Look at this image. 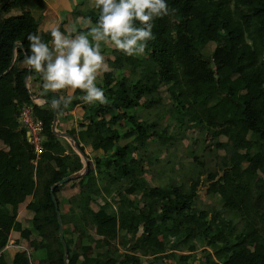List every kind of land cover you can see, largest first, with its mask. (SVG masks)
Here are the masks:
<instances>
[{
    "label": "trees",
    "instance_id": "trees-1",
    "mask_svg": "<svg viewBox=\"0 0 264 264\" xmlns=\"http://www.w3.org/2000/svg\"><path fill=\"white\" fill-rule=\"evenodd\" d=\"M166 2L170 14L153 21L155 39L148 42L145 55L126 56L101 42L110 70L98 74L96 84L108 104H87L77 89L68 107L56 110L61 117L81 105L79 149L89 146L101 152L93 158L94 171L106 179L101 191L68 201L85 208L70 209L71 226H66L58 196L65 184L53 189L63 226L61 241L51 187L81 170L82 164L69 144L53 135L51 107L34 104L27 86L29 77L42 83L34 70L28 75L25 60L31 54L29 33L49 43L50 32L38 30L45 3L0 0V142L9 149V154L0 152V264H264V0ZM13 10L20 14L10 15ZM99 11L95 0H78L62 16L60 31L67 34L66 26L83 18L74 25L77 32H87L84 20L91 19L95 26ZM18 43L23 48H14ZM153 51L160 52L168 66L151 81ZM192 58L202 64L201 72L190 68ZM163 85L171 104L161 96L146 99ZM41 93L37 97L44 100L65 96ZM24 104L32 106L42 122L43 153L38 158L18 121ZM156 107L161 109L150 113ZM164 118L165 125L160 123ZM192 129L226 140L199 156L194 147L199 139L193 138L188 155L197 162L181 181L171 176L163 187L148 182V171L160 160L157 154H167L176 141L188 139L186 130ZM150 145L159 146L155 153L148 150ZM35 160L33 174L30 163ZM92 173L89 166L80 184ZM121 178L126 184L118 187ZM204 183L210 200L201 205L199 187ZM111 192L118 200L116 210L105 208L104 194ZM29 196L26 210L32 215L25 225L16 218ZM225 211L232 214L230 220L223 217ZM10 234L14 246L29 250L19 249L9 257L4 248Z\"/></svg>",
    "mask_w": 264,
    "mask_h": 264
},
{
    "label": "clouds",
    "instance_id": "clouds-1",
    "mask_svg": "<svg viewBox=\"0 0 264 264\" xmlns=\"http://www.w3.org/2000/svg\"><path fill=\"white\" fill-rule=\"evenodd\" d=\"M95 7L100 10L99 17L95 26L91 19L84 20L87 32H77L73 26L65 34L59 23L52 25L51 47L41 35L28 34L31 54L25 63L40 74L41 95L79 89L84 93L80 97L83 102L108 104L104 90L96 84L98 74L110 70L101 52V42L126 56H143L148 42L155 39L153 21L171 11L166 0H95ZM28 79L31 81V77ZM72 99L71 95L59 96L51 100V108L59 110L61 105L67 108Z\"/></svg>",
    "mask_w": 264,
    "mask_h": 264
},
{
    "label": "crops",
    "instance_id": "crops-1",
    "mask_svg": "<svg viewBox=\"0 0 264 264\" xmlns=\"http://www.w3.org/2000/svg\"><path fill=\"white\" fill-rule=\"evenodd\" d=\"M77 1L78 0H44L45 9L43 11L41 24H40L39 29H38L39 33L45 34V33L49 32V28L52 25L59 23L63 15L67 16V12H71L73 7L76 5ZM85 6H88V5L84 3L83 7H85ZM89 6H91V5H89ZM14 11L15 10L10 12V15H14V14H11V13H14ZM74 24L80 25L81 24L80 20L77 19L76 21H73V23L71 25H74ZM71 25L66 26L67 32L69 29H71L70 27H73ZM83 25L85 27H87L85 25V23H83ZM74 27L77 29L76 25H74ZM51 40H52V38L49 37L50 47H51ZM27 86H28V88L32 94V100H33L34 104H36L38 106L46 105V104H43L40 100L35 99L37 97V94L43 91L42 88L41 89L39 88L40 84L31 78V81L28 80ZM61 92L65 96L71 95L73 97V92L71 90L66 89V90H62ZM156 93H157V91H156ZM158 93L160 94V92H158ZM150 95H152V96L149 98H148V96H146V99L150 100V99H157L160 97L159 96V97L154 98L153 95H155V93L150 94ZM168 104H171V103L168 101ZM83 115H84V110L82 109L81 105H76L74 108L67 111L61 117H57L56 125H55V134H53L57 138L65 140L69 144V146L73 149V151L79 156L80 163L82 164V168H81V170H79L75 173H78V172H81L84 170V160H83L81 154H79L78 151L75 150L74 145H73V144L78 145V143L80 145L78 138H79V133H81L82 131L79 130V128H78V122L82 119ZM246 129H248V128L246 127ZM25 134L27 136V132H25ZM63 134H67L71 138L63 136ZM207 134L211 135L209 133H207ZM212 136H214V135H212ZM194 139L197 140V138H194ZM184 140H187V139H184ZM188 140L191 141V144L190 145L188 144V146L186 148L192 146V140L193 139L188 138ZM215 141H216V143H218V142H224L225 140L223 141V140H221V137H216ZM61 143L64 144V141H61ZM216 143H215V145H216ZM202 144H201V146H202ZM215 145L213 147H215ZM203 146L207 147L208 144H205V145L203 144ZM209 149H210V147L208 146V150ZM213 150H214V148H212V150H209V151L213 152ZM8 151H9V149L5 148L3 146V144L0 142V152H5V153L9 154ZM82 153L85 156V158L87 159L88 168L90 166V169L93 170V173L87 178V180L83 184H80L81 182H79V179L83 176L82 175L81 177H79L75 180H72L69 183H67L61 187V189L58 193V196H59L60 200L62 201L61 202L62 203L61 209L63 211V214H65L66 218H67L66 226L67 225L71 226V224H72V221L69 220L71 218V215H68V212L70 211V209H74L77 212H79V210L85 209V208H82L83 205L81 203L74 204V202H68V201L73 199V198L74 199L79 198L81 196V194L89 195L92 192L101 191L103 189V187L105 186V183H106V179L94 171L93 158L96 157L97 155H100L101 152L95 153L94 151H92L91 147L85 146V147H83ZM204 154L205 153L199 154V156H203ZM208 154H209V152H208ZM219 155H222V154H219ZM185 157H187V159L192 158L190 155H188V151L185 154ZM192 159H194V158H192ZM36 160H37V158H36ZM36 160L31 161V163H30V171L33 174L35 172ZM55 165L58 168V167H60L61 162L57 159L55 161ZM75 173H72V174H75ZM125 184H126V179L121 178L120 181L118 182L117 186L122 187ZM104 196L106 198V203L108 204L105 206V208L107 207V209H109V210H116V208H117L116 206L118 205V200L116 199V197H114V192H111L110 194H104ZM124 199H125V197H124ZM31 200H32L31 196L27 197L25 199V201L19 207V211H18V215H17L16 220L22 222L23 224L25 223L24 221L26 219H30V217L32 215L30 212H28L26 210V206ZM103 200H104L103 198L99 199L98 204H102ZM199 204L206 205L205 203H200V202H199ZM90 206H92V208H93L95 206V204L90 203L89 207ZM87 210L88 209H86V211ZM227 215H229V216H227ZM223 217L226 220H230L232 218V214L228 211L227 212L225 211V212H223ZM25 225H26V223H25ZM93 238L96 241L101 240V237H98L95 235H93ZM68 240L72 242V241H74V237L69 236ZM13 241H14V239L12 237V234H10L7 245H12V246L6 248V246H7L6 245L4 248V250H7L6 252L8 253L9 257L12 258L13 255L15 253H17L19 249L20 250H27V251L29 250L25 245L24 246H14ZM199 256H200V251L196 252V257H199ZM32 264H38V261H33ZM144 264H146V263H144Z\"/></svg>",
    "mask_w": 264,
    "mask_h": 264
},
{
    "label": "rangeland",
    "instance_id": "rangeland-1",
    "mask_svg": "<svg viewBox=\"0 0 264 264\" xmlns=\"http://www.w3.org/2000/svg\"><path fill=\"white\" fill-rule=\"evenodd\" d=\"M14 15H19L20 14V10H15L14 13H11ZM178 27H180L179 24H176ZM180 39V43H182V38L179 37ZM149 62H151L152 64V70L150 72V77L152 79V81L157 80L161 74L163 73V71L167 68L168 63L164 61L163 57L161 56L160 52L158 51H153L149 54ZM191 66L190 68H193L195 70H197V72H201L203 67L202 64L200 63V61L196 58H192L191 59ZM148 61L145 60L144 61V65H147ZM160 92V94L158 93V91ZM157 90H154L152 92L157 91V93L155 92L154 98L161 96L162 98H164V103L167 104L168 101L171 103L170 98L168 97L167 93L165 92V88L164 85L161 86V88H157ZM151 94V93H150ZM148 95V98L151 97L152 95ZM154 94V93H152ZM159 108L156 107V109H152L150 111V113L156 112V110H158ZM161 109V108H160ZM159 109V110H160ZM150 118L153 119L152 115H150ZM168 118H164L162 121H160V123H162L163 125L167 124ZM174 123L171 124L170 127H173ZM207 131H203L200 132L199 134L195 131V129L192 130H186V136L189 138L191 137L193 138H197L199 139V143L196 144L195 147V151L196 153L202 154V153H206L208 154V152H210L209 150H212V148H214L213 146L215 145L216 141L215 138L216 136H212V135H208L206 133ZM221 140H226L224 137L221 138ZM208 144V146L210 147V149L208 150V146L205 147L204 150V146L203 144ZM188 144H191L190 140H183V141H176L174 143V145L172 146V148L168 151L167 154L163 155H159L157 154L158 158L160 159L157 163H155L152 168H150V170L148 171L149 174L145 177L148 182L154 180V183H156L155 186H159V187H163L166 186L170 183V181L172 180L171 176L174 177V181L179 182L181 181V176L187 175L188 172L190 170H192L194 164H196L197 160L194 158H188L185 157V154L187 153V151L190 149V147L186 148L188 146ZM202 144V146H201ZM247 145V144H246ZM159 146H155V145H150V147H148V150L151 152H154L158 149ZM203 148V149H202ZM224 151L220 150L218 152V154H223ZM206 159H211V157L209 155H207L205 157ZM259 156L255 157V161H258ZM173 165V167H172ZM214 164H212L211 166H213ZM171 168L173 170H171ZM152 178V179H151ZM193 182L192 180H188L187 181V186L189 184H191ZM199 195L200 198L198 199L200 203H205L207 204L208 200H210L208 197H206V192H207V184H202L199 187ZM229 216V215H227ZM14 239V238H13Z\"/></svg>",
    "mask_w": 264,
    "mask_h": 264
},
{
    "label": "built area",
    "instance_id": "built-area-1",
    "mask_svg": "<svg viewBox=\"0 0 264 264\" xmlns=\"http://www.w3.org/2000/svg\"><path fill=\"white\" fill-rule=\"evenodd\" d=\"M18 121L20 125L27 132V140L33 148L34 154L37 156L43 153V126L42 122L33 114L32 106L24 104L18 114ZM12 245H7L6 248Z\"/></svg>",
    "mask_w": 264,
    "mask_h": 264
},
{
    "label": "water",
    "instance_id": "water-1",
    "mask_svg": "<svg viewBox=\"0 0 264 264\" xmlns=\"http://www.w3.org/2000/svg\"><path fill=\"white\" fill-rule=\"evenodd\" d=\"M14 48H23V46H22V44L18 43V44L14 45ZM30 73H31V69L28 68V75H30ZM35 99L40 100L43 104L49 105L51 107V104H50L51 100H48V99L44 100V99H41V98H38V97H36ZM51 110H52V114H53V122H52L51 130H52V133L55 134V125H56L57 115H56V110H53L52 108H51ZM63 136L71 138L67 134H63ZM73 145H74L75 150L78 151L79 154H81V156H82V158L84 160V170L81 171V172H78V173H75V174H72V175H69V176L63 178L62 180H60L59 182H57L56 184H54L51 187V198L53 200L54 208H55V211H56V214H57V220H58V226H59V236H60L61 241H64L63 240V226H62V221H61L60 214L58 212V206H57V204H56V202L54 200L52 191H53V189L55 187L61 186V185L66 184V183H68V182H70L72 180H75V179L81 177L82 175H84L88 171L87 159L85 158L83 153L80 151L78 145L77 144H73ZM63 245H64L65 256H66L67 252H66V246H65L64 242H63ZM154 264H165V263L161 262V261H158V262H156Z\"/></svg>",
    "mask_w": 264,
    "mask_h": 264
}]
</instances>
